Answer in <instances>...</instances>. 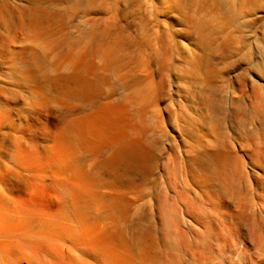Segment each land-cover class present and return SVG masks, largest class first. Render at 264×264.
<instances>
[{"label": "bare ground", "instance_id": "1", "mask_svg": "<svg viewBox=\"0 0 264 264\" xmlns=\"http://www.w3.org/2000/svg\"><path fill=\"white\" fill-rule=\"evenodd\" d=\"M0 264H264V0H0Z\"/></svg>", "mask_w": 264, "mask_h": 264}]
</instances>
